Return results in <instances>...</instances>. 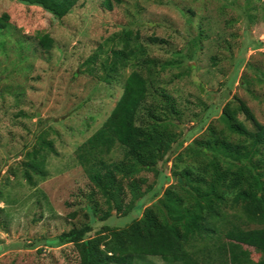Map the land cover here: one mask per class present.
I'll return each mask as SVG.
<instances>
[{"label": "rangeland", "instance_id": "obj_1", "mask_svg": "<svg viewBox=\"0 0 264 264\" xmlns=\"http://www.w3.org/2000/svg\"><path fill=\"white\" fill-rule=\"evenodd\" d=\"M58 6L0 0V16L10 15L0 28V264H80L75 246L59 244L60 235L86 223L94 235L106 222L93 214L88 200L93 184L75 151L110 115L133 69L127 66L112 83L103 80L101 62L112 47L120 48L121 38L142 45L153 61L148 104L166 91L180 111L174 119L178 141L157 173H141L148 178L144 189L151 186L143 207L158 203L166 188H178L186 167L204 174L203 157L196 160L194 152L211 126L232 141L241 137L222 120L224 106L235 97L264 124V0H80L63 12ZM45 34L54 40L49 49L40 43ZM245 42L252 44L243 51ZM100 49L95 62L86 64ZM43 139L53 141L57 153L42 151L49 175L31 186L23 178L26 153ZM261 151L263 156V146ZM122 156L116 148L110 160ZM256 168L264 172V164ZM236 192L226 191L229 205ZM154 193L158 196L150 198ZM113 214L109 223L123 226L141 211ZM249 249L258 260L260 253ZM150 262L163 264L159 258L139 260Z\"/></svg>", "mask_w": 264, "mask_h": 264}, {"label": "trees", "instance_id": "obj_2", "mask_svg": "<svg viewBox=\"0 0 264 264\" xmlns=\"http://www.w3.org/2000/svg\"><path fill=\"white\" fill-rule=\"evenodd\" d=\"M79 1L18 0L22 4L45 6L59 3L62 12L70 11ZM9 20L8 13L1 15L0 28L6 27ZM131 34L129 30L126 35ZM157 40L151 37V41ZM120 41V48L112 47L111 55L101 62L105 71L103 80L112 83L124 68L131 65L133 69L110 115L75 151L93 184L88 195L93 214L106 222L94 235H90L93 230L90 223L72 227L60 235L59 244H73L80 264H139V260L148 258L162 259L163 264H210L217 259L222 264H264V172L256 168H263L264 164L261 151L264 124L246 102L235 97L237 102L230 101L224 106L222 120L241 137L232 141L211 126L205 139H197L196 144L203 147L194 152L196 160L203 157L204 174L195 175L192 167H186L180 172L183 183L178 178V188H166L158 203L143 207L151 186L144 189L148 178L141 173H157L159 163L178 141L174 119L180 111L166 91L160 100L148 104L153 80L147 74H151L149 67L153 61L148 60L147 50L139 43L133 44L125 37ZM40 43L49 49L54 40L45 34ZM248 44L252 42H245L243 51ZM101 52L100 49L90 56L86 64H93ZM240 115L251 121L254 128ZM39 144L40 147L27 151L29 160L24 162L23 178L31 186L37 178L45 180L49 175L45 168L46 154L42 151L57 153L53 141L43 139ZM116 148L123 150V156L110 160ZM255 157L260 158L259 164ZM250 165L256 168L254 172ZM228 189L237 191L230 205ZM153 196L158 194L150 198ZM229 207L231 210L239 207V214L229 212ZM114 211L125 216L141 211V215L123 226L111 225L109 219L114 217ZM233 217L261 227L246 228L241 225L244 220L238 223ZM250 247L260 253L258 260L252 257Z\"/></svg>", "mask_w": 264, "mask_h": 264}, {"label": "water", "instance_id": "obj_3", "mask_svg": "<svg viewBox=\"0 0 264 264\" xmlns=\"http://www.w3.org/2000/svg\"><path fill=\"white\" fill-rule=\"evenodd\" d=\"M179 181L181 182V183H183V179L180 177L179 178ZM0 249H1V246H0Z\"/></svg>", "mask_w": 264, "mask_h": 264}]
</instances>
